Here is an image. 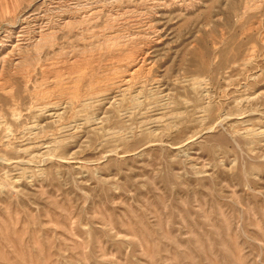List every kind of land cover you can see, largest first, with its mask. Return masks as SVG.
<instances>
[{"label": "rangeland", "instance_id": "1", "mask_svg": "<svg viewBox=\"0 0 264 264\" xmlns=\"http://www.w3.org/2000/svg\"><path fill=\"white\" fill-rule=\"evenodd\" d=\"M0 264H264V0H0Z\"/></svg>", "mask_w": 264, "mask_h": 264}, {"label": "bare ground", "instance_id": "2", "mask_svg": "<svg viewBox=\"0 0 264 264\" xmlns=\"http://www.w3.org/2000/svg\"><path fill=\"white\" fill-rule=\"evenodd\" d=\"M40 38H41V37H40ZM27 42H28V41H27ZM139 63H140V62H139ZM126 82H127V81H126ZM123 83H124V81H123ZM127 83H128V82H127ZM124 85H125V84H124ZM126 86H127V85H126ZM64 89H65V87H64ZM123 90H124V89H123ZM125 90H127V89H125ZM125 90H124V91H125ZM75 95H76V94H75ZM66 96H67V95H66ZM71 98H72V97H71ZM68 102H69V101H68ZM48 106H49V105H47V108H48ZM56 107H57V106H56ZM50 111H51V110H50Z\"/></svg>", "mask_w": 264, "mask_h": 264}]
</instances>
